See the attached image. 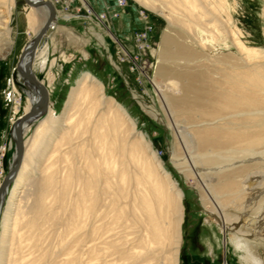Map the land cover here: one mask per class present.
<instances>
[{"label":"bare ground","instance_id":"obj_1","mask_svg":"<svg viewBox=\"0 0 264 264\" xmlns=\"http://www.w3.org/2000/svg\"><path fill=\"white\" fill-rule=\"evenodd\" d=\"M32 1L35 6L27 5L45 9V17L12 68L15 107L21 96L16 79L24 85L26 103L13 124L12 165L0 180V187L4 184L0 217L4 213V236L9 234L8 242L5 238L2 242L0 264H181L183 191L127 109L106 95L103 83L91 72L81 74L61 113L50 107L49 85L38 78L34 64L40 53L46 59L57 29H65L58 22L59 5L54 0ZM47 1L56 10L52 31L28 65L39 80L37 86L24 72L32 42L49 17L50 7L42 3ZM136 1L167 22L160 35L156 71L164 110L174 118L175 109L183 106L179 97L186 95L188 107L206 115L200 122L168 123L164 113L148 107L179 141L178 148L172 146L170 161L188 178L190 173L200 178L213 173L219 178L216 187L205 186L208 197L218 203L214 212L231 234L230 242L242 264H261L264 51L241 39L228 0ZM3 2L7 10L0 5L5 7L0 8V62L12 58L16 42L7 25L13 1ZM37 11L27 14L28 25L40 16ZM97 37L106 47L104 36ZM42 88L49 92L47 103ZM33 125L36 129L29 141L24 137ZM18 131L24 155L17 166ZM182 146L185 150L180 152ZM227 148L245 157L225 163L208 153ZM248 160L261 161L259 175H253L252 165L230 168ZM33 163H38L40 175L27 194L23 188L31 180ZM205 165L210 169L201 168ZM250 174L251 180L245 181ZM255 227L263 230L262 235H256Z\"/></svg>","mask_w":264,"mask_h":264},{"label":"rangeland","instance_id":"obj_2","mask_svg":"<svg viewBox=\"0 0 264 264\" xmlns=\"http://www.w3.org/2000/svg\"><path fill=\"white\" fill-rule=\"evenodd\" d=\"M0 1L2 2L0 5H5L3 1H13L7 25H10L16 41L13 54L10 56L12 58L0 62L1 180L10 170L15 154L13 124L23 114L26 103V95L22 92L24 85L16 79L15 85L21 92V96L19 97L18 109L15 107L16 102L10 83L11 76L15 74V71L12 72V68L16 65L21 49L40 28L45 17L42 10L45 9L31 8L24 0ZM86 1L94 7L89 0ZM105 1L107 0H103L100 8L94 9L99 13L105 12L103 5ZM125 1V8L119 4V0L113 1V4L109 7L111 16L107 14L109 22L105 24L98 23L94 18H73L72 13L75 10L69 9L67 11L59 6L61 17L64 18L59 24L65 30L58 31L57 29L53 40L50 42L48 54L45 56L46 59L42 58L44 55L42 53L37 56L34 72L40 80L49 85L50 107L54 108L58 114L61 113L71 88L76 84L81 74L84 71L91 72L103 83L106 95L115 98L122 104L136 121L137 129L147 135L146 137L151 141L153 150L163 161L164 167L171 173L172 178L184 193V217L181 226L183 242L180 248L181 264H242L240 256L230 242L231 234L225 231L214 212L218 203L208 197L209 190L206 188L208 183L216 187L219 178L213 173L209 174L210 176L201 178L190 173V178H188L180 172L170 161L172 146L174 148L180 146L178 139L175 138L171 128L155 119L148 110L152 107L156 111L155 107L165 113L163 103L158 96L157 80L159 78L156 77V71L160 35L167 22L161 15L144 7L136 0ZM228 2H230V11L234 23L239 26L241 39L247 45L260 47L264 51V0H228ZM0 8L4 9L5 7ZM5 10H7V6ZM33 10H38L36 13L38 15V12H40V16L36 17L34 24L28 25L27 14ZM116 12H120L119 17L115 16ZM79 14L85 16V11L82 10ZM65 15H69L70 18L64 17ZM149 21L155 24V33L152 37V54L143 53V47L139 49V45L145 42L146 38L137 37L136 39L135 37L137 28H141L137 31L139 33L149 30L147 27ZM135 25H138V27ZM198 32L202 34L201 29ZM97 34L104 36L106 47L99 43ZM173 88L175 91L177 87ZM171 95L176 97L177 92L174 95L171 92ZM187 97L186 95L179 97L181 102L179 105L183 106L175 109L176 116H173L172 120L168 118V123H175V120H196L198 122L204 120L206 115L203 111L188 107L190 103L186 102ZM209 120L212 121V118ZM35 129L36 125H33L25 133L24 138L30 141ZM180 149V152L185 150L183 146ZM208 153L217 156L220 162L225 163L235 162L236 158L242 159L245 157V155L234 153L228 148L225 151L212 149ZM43 161L40 160V163L45 162ZM247 165L253 166V175L260 174V168L262 167L260 160H248L230 166V168L236 170L240 166ZM201 168L210 169L206 165L201 166ZM29 171L31 180L26 181V188H23L27 194L32 192L34 189L32 184L35 178L40 175L38 173V163H33ZM251 177L252 174L247 176L245 181H250ZM242 179L244 178L242 177ZM7 198H9V195ZM4 216V213H2L0 217V255L3 249L2 242L5 238L7 243L9 237V234L4 236ZM255 228L256 235H262L263 230ZM258 230L259 232H257ZM262 262L261 264H264V260Z\"/></svg>","mask_w":264,"mask_h":264},{"label":"built area","instance_id":"obj_3","mask_svg":"<svg viewBox=\"0 0 264 264\" xmlns=\"http://www.w3.org/2000/svg\"><path fill=\"white\" fill-rule=\"evenodd\" d=\"M54 1L59 6L63 7L64 10H67V11L69 9L75 10V12L72 13L73 18H76V19H81L82 17L89 18V19L94 18L100 24H105V23L109 22L107 20V15L105 12H100V13L97 12L94 9V7L90 6L86 0H54ZM119 4L125 8L126 1L125 0H119ZM82 10L85 11V16L84 15L82 16V14L81 15L79 14V12H81ZM115 14H116L115 16L119 17L120 12L119 13L116 12ZM147 27L149 28V30L147 32L139 33L137 31H139V29H141V28H137L136 34H135L136 39H137V37L138 38H141V37L146 38V41L139 45V46L143 47L142 52L146 53V54L151 53V49L153 48L152 37H153V33H155V24L153 22L149 21V24ZM147 37H148V39H147Z\"/></svg>","mask_w":264,"mask_h":264},{"label":"water","instance_id":"obj_4","mask_svg":"<svg viewBox=\"0 0 264 264\" xmlns=\"http://www.w3.org/2000/svg\"><path fill=\"white\" fill-rule=\"evenodd\" d=\"M24 1L31 6L36 5V3L32 0H24ZM42 3H44L50 7L49 17H48V20L46 21L44 27L41 29V31L38 33V35L36 36V38L32 42V45H31L32 52H31L30 62L25 67V72H24V75L27 78H30L37 86L40 85L39 80L37 78H35L29 72L28 65L32 64V61L34 60V56L36 54L38 47H42V45L44 44V42L47 39V35H49L51 33V31H52L51 25L53 23V20L56 17V10H55L52 2L47 1V2H42ZM42 90H43V88H42ZM43 93H44V97H45V102L47 103V101L49 100V92L47 90H43ZM22 123H23V120L20 121V124H19L20 127H21ZM16 139L18 140V162H17V166H18L20 164V162L22 161L23 155H24L23 138H22V132L21 131L17 132ZM3 189H4V184H2V186L0 187V193L2 192Z\"/></svg>","mask_w":264,"mask_h":264},{"label":"crops","instance_id":"obj_5","mask_svg":"<svg viewBox=\"0 0 264 264\" xmlns=\"http://www.w3.org/2000/svg\"><path fill=\"white\" fill-rule=\"evenodd\" d=\"M90 2H91V4L94 6V8L95 9H97V8H100L102 5V2H103V0H89ZM113 1L114 0H107V1H105L104 2V11H105V13H106V15L108 14V16H111L110 14V12H109V7H110V5H112L113 4ZM56 4V3H55ZM57 6V5H56ZM58 8H59V6H57ZM108 12V13H107ZM65 17V16H64ZM61 20H64V18L63 17H61V14H60V12L58 11V22L59 23H61L60 21ZM66 20V19H65ZM125 21H126V18H125ZM126 23V22H125ZM135 26H137L138 27V25H135ZM168 89V88H167ZM161 98V97H160ZM162 106H163V104H162ZM152 108V107H151ZM153 109V108H152ZM154 109L155 110H157L155 107H154ZM157 111H159L162 115H163V113L164 112H162V111H160V110H157ZM166 115V121L167 122H169V120H168V118L170 117V118H172V116H171V114L169 113V111H165V113H164V116Z\"/></svg>","mask_w":264,"mask_h":264}]
</instances>
